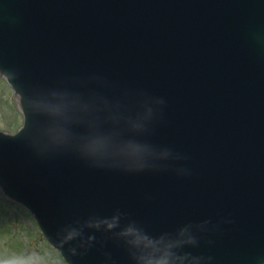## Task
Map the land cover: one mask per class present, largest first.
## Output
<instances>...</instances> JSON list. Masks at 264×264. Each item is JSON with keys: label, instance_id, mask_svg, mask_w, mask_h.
Wrapping results in <instances>:
<instances>
[{"label": "water", "instance_id": "1", "mask_svg": "<svg viewBox=\"0 0 264 264\" xmlns=\"http://www.w3.org/2000/svg\"><path fill=\"white\" fill-rule=\"evenodd\" d=\"M0 188L68 264H264V0H0Z\"/></svg>", "mask_w": 264, "mask_h": 264}, {"label": "rangeland", "instance_id": "2", "mask_svg": "<svg viewBox=\"0 0 264 264\" xmlns=\"http://www.w3.org/2000/svg\"><path fill=\"white\" fill-rule=\"evenodd\" d=\"M23 122L19 97L0 76V131L14 134ZM40 231L33 215L0 190V261L37 258L39 264H67Z\"/></svg>", "mask_w": 264, "mask_h": 264}, {"label": "clouds", "instance_id": "3", "mask_svg": "<svg viewBox=\"0 0 264 264\" xmlns=\"http://www.w3.org/2000/svg\"><path fill=\"white\" fill-rule=\"evenodd\" d=\"M0 264H39V260L37 258H26L23 260H3L0 261Z\"/></svg>", "mask_w": 264, "mask_h": 264}]
</instances>
